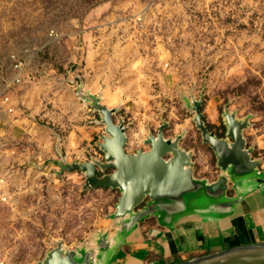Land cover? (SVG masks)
Returning <instances> with one entry per match:
<instances>
[{
  "label": "rangeland",
  "instance_id": "obj_1",
  "mask_svg": "<svg viewBox=\"0 0 264 264\" xmlns=\"http://www.w3.org/2000/svg\"><path fill=\"white\" fill-rule=\"evenodd\" d=\"M14 52L29 77L9 95L15 112L0 100V156L12 181L10 195L0 185V264H35L58 240L75 248L116 230L109 215L120 191H86L85 174L42 169L60 159L55 133L70 162L105 160L102 115L77 94L85 83L108 107L122 105L116 120L129 128V153L151 150L146 140L166 120L168 138L186 132L195 175L217 178L216 156L186 107L194 97L208 126L225 127L226 107L250 116L244 136L264 159V0H0V84L11 79Z\"/></svg>",
  "mask_w": 264,
  "mask_h": 264
},
{
  "label": "water",
  "instance_id": "obj_2",
  "mask_svg": "<svg viewBox=\"0 0 264 264\" xmlns=\"http://www.w3.org/2000/svg\"><path fill=\"white\" fill-rule=\"evenodd\" d=\"M79 86L78 97L92 105L102 115L106 126L101 150L105 160L70 162L63 150L64 139L58 135L57 154L42 169L51 164L61 167L59 174L80 172L86 176L85 190L112 189L122 193L116 210L109 215L115 231L100 229L92 238L75 248L63 240L56 241L43 259L35 264H117L123 246L141 235V224L155 216L159 225L173 232H185L194 227H222L234 221L242 222L252 206L264 200V171L260 160L252 158L244 131L250 128V116L239 118L226 107L223 121L225 137L213 133L204 119L203 99L186 98V107L195 114L194 121L209 145L221 171L218 180L211 182L195 176L194 152L181 146L186 132L168 138L164 124L158 135L151 133L146 144L151 150L128 152V126L119 124L116 115L122 110L104 103L103 93L97 96ZM232 192L233 194H231ZM163 231L153 229L151 235ZM169 264H264V240L236 244L170 262Z\"/></svg>",
  "mask_w": 264,
  "mask_h": 264
},
{
  "label": "crops",
  "instance_id": "obj_3",
  "mask_svg": "<svg viewBox=\"0 0 264 264\" xmlns=\"http://www.w3.org/2000/svg\"><path fill=\"white\" fill-rule=\"evenodd\" d=\"M247 145L248 147L253 148L252 158L260 160L259 170L264 171V159L259 155L254 154L256 145H249L248 142ZM204 178L212 181L208 177H201L200 179ZM231 194L233 193L231 192ZM162 227L164 229H158L163 231L161 235H151V231L157 228L149 230L148 234L150 237H156L162 246L158 251L154 249L150 251V255L144 247L139 246L138 249L136 247L135 249L133 248V245L140 242H151V239L147 240L145 237L146 229L143 228L142 222L141 235L137 236L134 240L129 241L123 246L117 264H152L150 261L154 256L156 259L162 260V264H169L173 261L183 260L199 255L191 254V256H188V253H193L194 251L203 249L204 247H207V251L204 252L207 253L233 246L230 245V243L235 239H237L235 240L238 242L237 244L245 243L243 242V238L245 237H255V241L264 240V200H261L259 203L253 205L252 209L246 213L244 219H242V222L234 221L232 224L227 223L219 228L209 227L208 225L201 228L194 227L185 232L177 233L171 231L167 227ZM186 245L189 247L188 251L186 250ZM129 246L133 249L132 253L129 251Z\"/></svg>",
  "mask_w": 264,
  "mask_h": 264
},
{
  "label": "built area",
  "instance_id": "obj_4",
  "mask_svg": "<svg viewBox=\"0 0 264 264\" xmlns=\"http://www.w3.org/2000/svg\"><path fill=\"white\" fill-rule=\"evenodd\" d=\"M25 59L21 57V55L18 52H14L11 55V61H12V76L10 81H6V84H0V100H3V104H7L8 107L5 110V112L8 113H13L16 111V108H19V106L12 104L11 102V98L9 97V95L11 94V92H13V86H18L19 90H21V86L23 81L28 78V73H27V65L24 61ZM2 104V105H3ZM16 107V108H15ZM3 106H0V109H2ZM3 110V109H2ZM8 157L5 156H0V178L2 177V180H0V185L2 183H4V185L8 186V191H9V195H10V191H11V176L8 175V173H5V170H9L8 168L9 165V161L7 160ZM8 166V167H7ZM5 167H7L5 169ZM8 175V176H7ZM10 180V181H8ZM9 183H8V182ZM5 189V186H4ZM4 189H2L4 191Z\"/></svg>",
  "mask_w": 264,
  "mask_h": 264
},
{
  "label": "flooded vegetation",
  "instance_id": "obj_5",
  "mask_svg": "<svg viewBox=\"0 0 264 264\" xmlns=\"http://www.w3.org/2000/svg\"><path fill=\"white\" fill-rule=\"evenodd\" d=\"M119 124H121V123H119ZM209 128H210V130L213 133H216L219 137H221V138L225 137L226 128L224 126H222L221 128L218 127V126H209ZM129 143H130V138H129ZM128 146H129V144H128ZM105 158H106V154H105ZM90 161H92V160H90ZM220 174H221V171L218 172L217 178H215L211 182H214V181L218 180ZM144 224L148 225V228L146 229V232H145V237H146L147 240L151 239V242L150 243L145 242V241L144 242H140L138 244L133 245L134 246L133 248L135 249V247H136L138 249L139 246L144 247V249H146V251H148L149 254L151 255L150 251H152L153 249L158 251L160 249V247H162V246H161V244L159 243V240L156 237H152V238L150 237V235L148 234L149 230H151L152 228H157V229H161L162 230L164 228L158 224V219L155 216H152V217L148 218L145 222H143V225ZM129 251H130V253L133 252V249H131L130 246H129ZM191 254H192L191 252L188 253V256H191ZM150 262L152 264H162L161 263L162 260L156 259L155 256L152 258V260Z\"/></svg>",
  "mask_w": 264,
  "mask_h": 264
},
{
  "label": "bare ground",
  "instance_id": "obj_6",
  "mask_svg": "<svg viewBox=\"0 0 264 264\" xmlns=\"http://www.w3.org/2000/svg\"><path fill=\"white\" fill-rule=\"evenodd\" d=\"M91 86V88H95V86H96V84L94 83V84H92V85H90ZM93 86V87H92ZM97 87H99V85H97ZM109 91L110 90H108V92L106 93L107 95H108V93H109ZM116 94V93H115ZM28 99H29V95H25L24 96V101H25V104H28V106H31L32 105V100L31 99H29V102H28ZM33 106V105H32ZM35 111H37V109L35 110ZM5 189H6V187H5ZM7 193V192H6ZM210 233V232H209ZM206 236H207V234H206ZM213 237V236H212ZM135 259V258H134Z\"/></svg>",
  "mask_w": 264,
  "mask_h": 264
}]
</instances>
